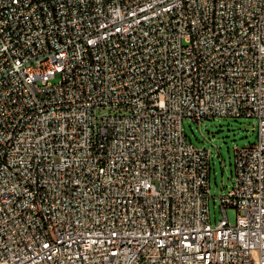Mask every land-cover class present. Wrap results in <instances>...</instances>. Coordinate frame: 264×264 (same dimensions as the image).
I'll use <instances>...</instances> for the list:
<instances>
[{
	"label": "built area",
	"instance_id": "obj_1",
	"mask_svg": "<svg viewBox=\"0 0 264 264\" xmlns=\"http://www.w3.org/2000/svg\"><path fill=\"white\" fill-rule=\"evenodd\" d=\"M0 264H264V0H0Z\"/></svg>",
	"mask_w": 264,
	"mask_h": 264
},
{
	"label": "rangeland",
	"instance_id": "obj_2",
	"mask_svg": "<svg viewBox=\"0 0 264 264\" xmlns=\"http://www.w3.org/2000/svg\"><path fill=\"white\" fill-rule=\"evenodd\" d=\"M182 125L193 144L211 149L209 210L214 222L222 216L219 194L230 186L233 179L235 147L257 140V120L253 116H227L197 121L185 116ZM226 213L230 223H235L236 208L227 207Z\"/></svg>",
	"mask_w": 264,
	"mask_h": 264
}]
</instances>
